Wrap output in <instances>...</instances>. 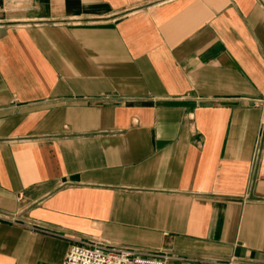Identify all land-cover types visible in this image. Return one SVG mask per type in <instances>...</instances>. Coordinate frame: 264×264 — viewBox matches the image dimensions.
<instances>
[{
    "label": "crops",
    "instance_id": "0c3cea01",
    "mask_svg": "<svg viewBox=\"0 0 264 264\" xmlns=\"http://www.w3.org/2000/svg\"><path fill=\"white\" fill-rule=\"evenodd\" d=\"M88 236L264 264V0H0V264Z\"/></svg>",
    "mask_w": 264,
    "mask_h": 264
},
{
    "label": "built area",
    "instance_id": "2783aa9c",
    "mask_svg": "<svg viewBox=\"0 0 264 264\" xmlns=\"http://www.w3.org/2000/svg\"><path fill=\"white\" fill-rule=\"evenodd\" d=\"M31 230H41L32 224ZM61 264H197L186 262L170 249L161 248L142 251L119 246L97 237L88 236L71 244ZM227 264H232L228 262Z\"/></svg>",
    "mask_w": 264,
    "mask_h": 264
}]
</instances>
